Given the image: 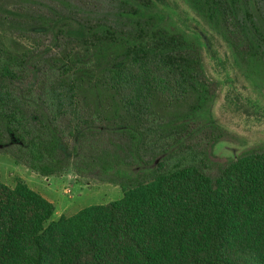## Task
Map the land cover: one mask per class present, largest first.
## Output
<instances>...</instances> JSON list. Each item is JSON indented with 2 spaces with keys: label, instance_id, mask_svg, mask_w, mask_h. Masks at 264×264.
<instances>
[{
  "label": "trees",
  "instance_id": "16d2710c",
  "mask_svg": "<svg viewBox=\"0 0 264 264\" xmlns=\"http://www.w3.org/2000/svg\"><path fill=\"white\" fill-rule=\"evenodd\" d=\"M184 1L264 71V0ZM53 3L0 0V146L44 177L98 169L122 195L56 218L0 181V264H264V149L212 162L224 131L198 38L164 0Z\"/></svg>",
  "mask_w": 264,
  "mask_h": 264
},
{
  "label": "rangeland",
  "instance_id": "374dc122",
  "mask_svg": "<svg viewBox=\"0 0 264 264\" xmlns=\"http://www.w3.org/2000/svg\"><path fill=\"white\" fill-rule=\"evenodd\" d=\"M43 3L45 6L54 4L53 0H34L32 6L37 12H46ZM164 9L168 22L197 37L201 43L202 62L214 93L209 108L216 124L224 131L222 140L211 149L212 162L235 159L250 149L263 150L264 71L249 69L240 63L184 0H164ZM37 39L39 51L50 45L49 35L40 34ZM9 148L0 146V181L10 187L16 180L24 181L53 203L56 218L74 215L89 206L107 204L122 195L121 189L105 181L106 177L101 176L98 169L77 173L71 161L63 173L44 177L18 163ZM147 164L143 166L148 167ZM134 168L137 170L138 167Z\"/></svg>",
  "mask_w": 264,
  "mask_h": 264
}]
</instances>
